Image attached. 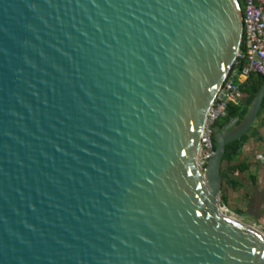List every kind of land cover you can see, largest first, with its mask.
<instances>
[{
    "label": "water",
    "instance_id": "obj_1",
    "mask_svg": "<svg viewBox=\"0 0 264 264\" xmlns=\"http://www.w3.org/2000/svg\"><path fill=\"white\" fill-rule=\"evenodd\" d=\"M239 0H0V264H264L196 164ZM213 191V198H211Z\"/></svg>",
    "mask_w": 264,
    "mask_h": 264
},
{
    "label": "built area",
    "instance_id": "obj_2",
    "mask_svg": "<svg viewBox=\"0 0 264 264\" xmlns=\"http://www.w3.org/2000/svg\"><path fill=\"white\" fill-rule=\"evenodd\" d=\"M242 11L241 49L232 68L218 88L205 115L199 136L196 164L200 171L213 153V125L224 118L230 105H238L242 94L238 85L249 75H264V0H239ZM239 43V46H240ZM227 213L225 207H222Z\"/></svg>",
    "mask_w": 264,
    "mask_h": 264
},
{
    "label": "crops",
    "instance_id": "obj_3",
    "mask_svg": "<svg viewBox=\"0 0 264 264\" xmlns=\"http://www.w3.org/2000/svg\"><path fill=\"white\" fill-rule=\"evenodd\" d=\"M245 134L238 153L221 165L219 196L227 211L261 230L264 228V109L258 111Z\"/></svg>",
    "mask_w": 264,
    "mask_h": 264
},
{
    "label": "trees",
    "instance_id": "obj_4",
    "mask_svg": "<svg viewBox=\"0 0 264 264\" xmlns=\"http://www.w3.org/2000/svg\"><path fill=\"white\" fill-rule=\"evenodd\" d=\"M239 48L241 49V43ZM264 75H249L243 82L237 83L234 80V83L238 85V88L242 94V100L238 105H230L226 109V113L224 118L217 121L213 125V135L222 127L226 126L232 121H235L234 125H237L244 117L257 89L259 88L260 84L263 82ZM264 109V96L260 104L259 110ZM246 134L242 135L239 139L234 140L232 142L227 143L224 146L222 163H228L231 158L238 153L241 143L244 141ZM213 142V136H212ZM221 169V168H220Z\"/></svg>",
    "mask_w": 264,
    "mask_h": 264
},
{
    "label": "bare ground",
    "instance_id": "obj_5",
    "mask_svg": "<svg viewBox=\"0 0 264 264\" xmlns=\"http://www.w3.org/2000/svg\"><path fill=\"white\" fill-rule=\"evenodd\" d=\"M203 171H201V172L203 173ZM210 193H212L211 198H213L214 195H213V191L211 189H210ZM217 210H218L219 213H221L222 215H224L229 220H232L234 222L241 223L240 221L236 220L235 218L229 217L228 215H226L225 212H224V209L220 205L217 206ZM244 226L250 228L253 232L257 233L259 236H261L264 239V232H262L260 229L256 228L255 226L247 225V224H245Z\"/></svg>",
    "mask_w": 264,
    "mask_h": 264
},
{
    "label": "rangeland",
    "instance_id": "obj_6",
    "mask_svg": "<svg viewBox=\"0 0 264 264\" xmlns=\"http://www.w3.org/2000/svg\"><path fill=\"white\" fill-rule=\"evenodd\" d=\"M206 164V163H205ZM205 164L203 166H201V170L204 169L205 167ZM221 207H223L222 203L220 202L219 203ZM226 215H228L229 217H233L235 218L236 220L244 223V224H247V225H252V226H255L254 224H249L248 222H246L245 220H242L241 218H239L238 216L232 214L231 212L227 211V213H225ZM261 230H264V228H261Z\"/></svg>",
    "mask_w": 264,
    "mask_h": 264
}]
</instances>
